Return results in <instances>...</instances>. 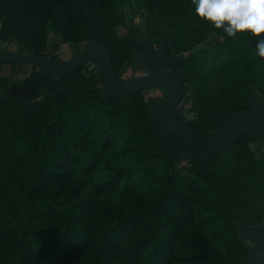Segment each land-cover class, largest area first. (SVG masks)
Listing matches in <instances>:
<instances>
[{"label": "trees", "instance_id": "16d2710c", "mask_svg": "<svg viewBox=\"0 0 264 264\" xmlns=\"http://www.w3.org/2000/svg\"><path fill=\"white\" fill-rule=\"evenodd\" d=\"M126 1L0 0V45L59 58L66 42L78 49L98 42L110 48L121 76L137 57ZM128 2L142 19L139 41L160 48L167 41L175 55L190 52L170 68L192 92L190 129L215 136L211 111L232 117L247 109L251 87L264 96V57L255 52L264 33L229 37L199 17L192 0ZM89 63L35 97L0 89V264H259L249 261L237 222L264 218V116L254 130L209 153L200 170L197 158L183 163L181 151L166 149L152 131L150 89L104 92ZM5 64L36 70L24 85L43 70L4 60L0 69ZM221 77L225 84L214 90L212 81ZM12 81L0 76V86ZM99 127L104 147L121 137L122 151L135 161L113 166L90 187L78 170L91 173L100 161ZM138 179L156 181V194L143 197ZM110 191L115 200L104 196Z\"/></svg>", "mask_w": 264, "mask_h": 264}, {"label": "water", "instance_id": "95a60500", "mask_svg": "<svg viewBox=\"0 0 264 264\" xmlns=\"http://www.w3.org/2000/svg\"><path fill=\"white\" fill-rule=\"evenodd\" d=\"M75 56L71 60L53 58L44 54L24 51H14L0 47V60L10 63H28L43 68L37 72L30 85H21L13 93L23 97H35L43 87L59 86L57 77L75 73L84 64L99 61L100 89L104 92L129 93L132 91L152 88H164L168 91L160 100L150 99L152 110L149 115V124L154 134L162 141L166 149L175 155L180 151H187L193 158H197V168L203 170L209 153L220 151L239 139L247 130L255 129L256 123L264 116V96H256L251 87L247 109L235 112L229 117L223 112L211 111V116L218 124V134L203 136L189 128V122L182 126L168 125V118L172 111L183 101L191 99L184 84L171 71V67L184 61L175 55L169 42L164 47L156 49L152 41L146 39L138 44L137 61L144 64L148 74L126 80L115 70L113 53L106 45L92 42L84 43L81 49L75 45ZM264 209V202L261 203ZM240 236L250 250L249 261L264 264V218L260 224L249 225L241 220L237 222Z\"/></svg>", "mask_w": 264, "mask_h": 264}, {"label": "rangeland", "instance_id": "374dc122", "mask_svg": "<svg viewBox=\"0 0 264 264\" xmlns=\"http://www.w3.org/2000/svg\"><path fill=\"white\" fill-rule=\"evenodd\" d=\"M125 4L128 22L130 24V27L135 31L138 44H141L143 42L139 40L143 36L141 31L142 19L140 16L131 13L128 0ZM54 36L55 35L51 33L50 40L53 39ZM0 47L17 51V48L9 43H3L2 45H0ZM155 48L161 49L158 46ZM75 54V48L72 42H66L62 44L58 51L59 58L64 60H71L75 56ZM189 55L190 52H185L181 53L178 56H180V58L184 60ZM99 66V61H92L91 63H89V66L87 68L99 69ZM259 69L264 72V60L260 61ZM35 71L36 70L32 66L27 64H23L20 67L12 66L9 64L3 65V67L0 69V76H13V81L7 86H0V89L3 91L11 92L17 91L21 85H24V79ZM145 74H148V70L144 67V64L141 62V60L137 61V57L136 62H131L130 64L122 68L121 71V77L126 80L134 79ZM223 84H225V78L223 77L215 78L212 81V87L214 90L221 87ZM167 93L168 91L166 92L165 90H161L160 88H152L149 90L148 97L149 99H155L156 101H160L166 96ZM187 93L188 95H190L192 92L187 91ZM190 108L191 103L187 100H183L172 111V114L168 118V125L176 124L178 126H182L183 124L192 120L193 115L190 111ZM101 133H103V135H101ZM95 134L97 136V144L101 153L100 161L97 167L91 173H86L82 170H78V174L84 176L87 179L90 187H93L96 183L105 180L107 176L111 173L113 166H130L135 161L134 155L132 153H124L122 151L124 142L121 137L113 139L108 147H104L102 138L104 135H106V133L104 132L103 128H97ZM180 158L183 163L190 164L189 162L192 156L187 151H181ZM158 171L160 172L161 168L158 169ZM135 186L138 189L139 193L145 198L153 197L156 194L157 189L159 188L158 183L153 179H138L135 182ZM104 196H109L113 200H115L117 197V192L110 191ZM217 245L221 248L222 251H225V246L223 245V243H218Z\"/></svg>", "mask_w": 264, "mask_h": 264}, {"label": "clouds", "instance_id": "9594fccd", "mask_svg": "<svg viewBox=\"0 0 264 264\" xmlns=\"http://www.w3.org/2000/svg\"><path fill=\"white\" fill-rule=\"evenodd\" d=\"M195 13L229 36L247 31L264 33V0H192ZM256 55L264 57V37L257 40Z\"/></svg>", "mask_w": 264, "mask_h": 264}, {"label": "flooded vegetation", "instance_id": "af4514ba", "mask_svg": "<svg viewBox=\"0 0 264 264\" xmlns=\"http://www.w3.org/2000/svg\"><path fill=\"white\" fill-rule=\"evenodd\" d=\"M155 47H157L156 45H155ZM160 48V47H159Z\"/></svg>", "mask_w": 264, "mask_h": 264}]
</instances>
